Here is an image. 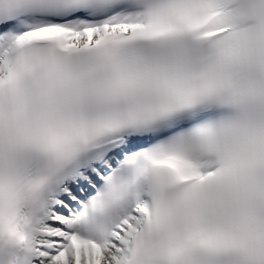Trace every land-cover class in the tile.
Wrapping results in <instances>:
<instances>
[{
    "label": "snow or ice",
    "instance_id": "6c2138e0",
    "mask_svg": "<svg viewBox=\"0 0 264 264\" xmlns=\"http://www.w3.org/2000/svg\"><path fill=\"white\" fill-rule=\"evenodd\" d=\"M0 264H264V0H0Z\"/></svg>",
    "mask_w": 264,
    "mask_h": 264
}]
</instances>
